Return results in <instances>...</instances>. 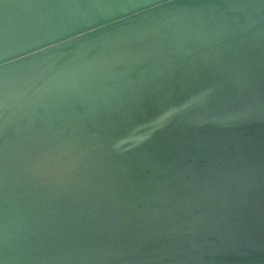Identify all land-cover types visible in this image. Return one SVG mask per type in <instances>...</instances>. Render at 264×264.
<instances>
[{"label": "water", "instance_id": "obj_1", "mask_svg": "<svg viewBox=\"0 0 264 264\" xmlns=\"http://www.w3.org/2000/svg\"><path fill=\"white\" fill-rule=\"evenodd\" d=\"M0 264H264V0H0Z\"/></svg>", "mask_w": 264, "mask_h": 264}]
</instances>
